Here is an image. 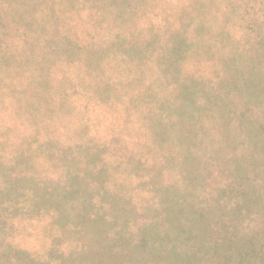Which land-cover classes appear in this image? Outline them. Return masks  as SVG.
<instances>
[{"label": "trees", "instance_id": "trees-1", "mask_svg": "<svg viewBox=\"0 0 264 264\" xmlns=\"http://www.w3.org/2000/svg\"><path fill=\"white\" fill-rule=\"evenodd\" d=\"M172 43L184 66L177 74H209L220 58H242L251 46L256 54L264 47V0H0V106L10 92L25 88L32 94H24V106H156L167 96L172 100L177 87L156 58ZM210 59L215 66L207 71ZM18 76L27 81L21 90L7 80ZM194 90H186L187 106L201 105L200 90ZM11 105L22 106V98ZM67 111L80 114L62 122L55 111L56 118L43 119L42 126L29 114L34 127L21 139L11 135L14 125L0 128V244L18 264H63L61 256L69 261L64 264H121L125 256L108 231L118 216H106L104 208L125 211L133 191L149 183L133 184L136 171H152L165 152L155 150L159 141L148 124L98 125L87 110ZM56 168L62 182L51 173ZM67 205L72 211L79 205L78 221ZM52 207L58 212H49ZM137 217L120 226L130 236L136 227L138 244L147 246L153 226ZM15 235L24 243L37 241L33 248L17 247ZM63 240L67 255L51 261ZM198 249L173 245L168 255L175 264H197ZM9 262L14 264H0Z\"/></svg>", "mask_w": 264, "mask_h": 264}, {"label": "rangeland", "instance_id": "rangeland-1", "mask_svg": "<svg viewBox=\"0 0 264 264\" xmlns=\"http://www.w3.org/2000/svg\"><path fill=\"white\" fill-rule=\"evenodd\" d=\"M253 47L242 58H220L216 66L215 59L207 60V71L209 66H215L209 74H177L184 66L179 62L180 47L172 43L169 52L156 58L162 60L171 82L177 78V87L172 100L167 96L156 106H24L25 95L32 94L31 88L23 89L27 84L25 77L7 79L13 88L23 92H10L2 98L0 128L12 129L14 125L17 129L11 135L21 139L34 127L28 121L29 114L30 119L36 115L39 126L46 123L43 119L56 118L55 111L56 121L73 122L80 112L70 115L64 112L68 108L89 111L88 116L98 125L148 124L159 141L155 150L165 153L152 171H136L133 184L144 179L149 183L132 187L135 190L131 202L125 203V211L121 208L122 212L116 215L111 207L104 208L106 216H118L117 224L108 231L114 233L116 251L125 256L120 263L175 264L168 255L175 245L176 249L199 248L195 255L197 264H264V47L256 54ZM190 88L201 91L196 95L200 106H187L186 90ZM138 97L135 95V101ZM18 98H22V106H12ZM124 115H128L127 119ZM103 129L106 131V127ZM138 139L134 136L133 140ZM148 140L146 137L142 141ZM141 162L144 166L145 162ZM51 173L60 182L65 178L61 168L52 169ZM158 186L165 187L166 193ZM93 202L96 208L98 199ZM66 208L72 220L78 221L79 205L74 211L69 205ZM51 211L58 212L55 207L49 208ZM134 215L153 226L154 237L149 235L147 246L138 244L142 235L136 227L130 236L128 227L120 226ZM59 227L62 231L63 226ZM79 238L76 235V241ZM12 239L17 247L33 248L37 241L35 237L24 243L21 235ZM84 239L87 241V237ZM62 243L64 240L51 261L69 262L66 257L59 259L60 254L68 253L67 245ZM3 253H9L4 243L0 244V261L10 259L18 264L15 255Z\"/></svg>", "mask_w": 264, "mask_h": 264}]
</instances>
